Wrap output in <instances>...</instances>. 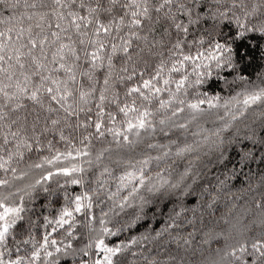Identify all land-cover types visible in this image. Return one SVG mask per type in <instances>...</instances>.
<instances>
[{"label": "snow or ice", "instance_id": "6c2138e0", "mask_svg": "<svg viewBox=\"0 0 264 264\" xmlns=\"http://www.w3.org/2000/svg\"><path fill=\"white\" fill-rule=\"evenodd\" d=\"M0 264H264V0H0Z\"/></svg>", "mask_w": 264, "mask_h": 264}, {"label": "trees", "instance_id": "16d2710c", "mask_svg": "<svg viewBox=\"0 0 264 264\" xmlns=\"http://www.w3.org/2000/svg\"><path fill=\"white\" fill-rule=\"evenodd\" d=\"M259 70V68H258V65L256 66V67H254V68H249L248 69V74L249 75H251L253 78H255V76H256V72ZM222 86V85H221ZM214 91H216L218 94H220V95H227L228 93L227 92H221L220 91V89L219 88H216V89H214ZM208 127H212V125L209 123L208 125H207ZM62 147V146H61ZM61 180L63 179V178H60ZM52 187H55V184H53L52 185ZM72 191H75L73 188H69V192H72ZM243 203V201H240L239 202V204H242ZM228 206H226V205H224L223 204V202L221 203V211L223 212V213H227L228 212ZM238 210V209H237ZM221 227H224V228H226L227 226L226 225H223L222 223H221ZM217 230H220V228H218ZM35 231H36V233L38 234V237H39V234L40 233H43L45 230L42 228V227H37L36 229H35ZM223 242L221 241V244H222ZM218 245L215 243V242H213V244L211 245V247L214 249L215 247H217Z\"/></svg>", "mask_w": 264, "mask_h": 264}]
</instances>
